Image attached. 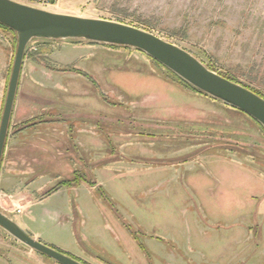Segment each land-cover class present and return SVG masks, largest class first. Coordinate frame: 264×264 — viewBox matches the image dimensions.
I'll return each instance as SVG.
<instances>
[{
    "label": "rangeland",
    "instance_id": "374dc122",
    "mask_svg": "<svg viewBox=\"0 0 264 264\" xmlns=\"http://www.w3.org/2000/svg\"><path fill=\"white\" fill-rule=\"evenodd\" d=\"M23 2L145 30L264 96V0ZM15 49L0 27V117ZM23 59L34 97L20 101L28 119L9 125L3 174L20 185L42 177L46 195L62 188L45 203L60 223L30 218L41 243L83 264H264V129L254 119L132 48L34 39ZM33 188L1 194L0 211L22 225L20 194L45 195ZM0 264L57 263L0 229Z\"/></svg>",
    "mask_w": 264,
    "mask_h": 264
},
{
    "label": "water",
    "instance_id": "95a60500",
    "mask_svg": "<svg viewBox=\"0 0 264 264\" xmlns=\"http://www.w3.org/2000/svg\"><path fill=\"white\" fill-rule=\"evenodd\" d=\"M0 25L16 36V49L0 117V165L17 95L25 52L34 40L83 41L132 48L156 61L182 82L226 106L238 109L264 129V98L208 69L191 53L162 38L118 22L58 14L28 2L0 0ZM1 167V166H0ZM0 229L25 247L57 264H83L32 237L0 211Z\"/></svg>",
    "mask_w": 264,
    "mask_h": 264
},
{
    "label": "crops",
    "instance_id": "0c3cea01",
    "mask_svg": "<svg viewBox=\"0 0 264 264\" xmlns=\"http://www.w3.org/2000/svg\"><path fill=\"white\" fill-rule=\"evenodd\" d=\"M26 62V61H25ZM26 64V63H25ZM24 64V66H25ZM26 81V80H25ZM22 81V79L19 80V84L17 85L18 86V89H17V95H16V98H15V109L14 111H12V116H11V121H10V124H15V122H23V121H26L29 117L28 115V110L23 106L20 107L21 103L20 101H28L29 99L32 100L33 99V91H30L31 89H33V87L31 86L32 83L29 82V81ZM25 90V91H24ZM27 90V91H26ZM25 103V102H24ZM40 124H43L45 125V120L43 118V122L40 123ZM8 137L6 139V144H5V149H4V154L2 156V161H1V167H0V210H4L8 204V199H3L1 197V194H4V195H10L11 193H13V189L14 188H17V189H21V188H28L30 187L32 189V187H35L33 188L35 193L39 196L47 193V188H49V183L47 182H42V183H38L39 182V178H42V177H39V178H35V175L33 176H30L29 179L32 180V182L30 184H25V185H20L19 182H18V179L16 178H13L14 176L12 175H5L3 174V168H4V164H5V161H6V156L8 155L7 153V143H8ZM20 145V144H19ZM18 147H14V149L16 148H26V145H20ZM7 154V155H6ZM20 159L17 158V160L15 159V161H17V163L21 164V163H29V158H27L25 155H20ZM15 158V157H14ZM14 158H11L12 161H14ZM32 162H35V163H38L39 161L36 160H32ZM42 176V175H40ZM46 179V178H45ZM60 187H57L56 189L53 190V192H51L50 194L48 195H44L43 196V199L40 200L39 202H34L32 201V198H31V195L30 194H20V195H23L22 197H24V199L26 201H29L27 204L28 207L26 208V211H21V213H19L18 215H24L23 216V220H22V225L19 224L23 229H25V231H27L32 237H34L35 239L37 240H41L40 242L42 241H45V234L43 233L42 230L36 228L34 225H33V221L31 220H34V221H40L42 225H50L51 222H59L62 220L63 216H62V213L61 212H57V210H55V212L52 214V211H49V210H46L45 209V206L46 204L45 203H50L51 202V199L54 197V195H59L60 194ZM11 196V195H10ZM13 197V196H11ZM24 210V209H23ZM30 218H32L30 220ZM67 219V218H66ZM63 224L62 225V232L66 235L69 234V231H70V226L68 224L67 221H65L64 223H61Z\"/></svg>",
    "mask_w": 264,
    "mask_h": 264
},
{
    "label": "trees",
    "instance_id": "16d2710c",
    "mask_svg": "<svg viewBox=\"0 0 264 264\" xmlns=\"http://www.w3.org/2000/svg\"><path fill=\"white\" fill-rule=\"evenodd\" d=\"M0 27L1 28H3V29H6V30H8L7 28H5V27H3V26H1L0 25ZM154 61V60H153ZM154 62H156V61H154ZM157 63V62H156ZM207 67V66H206ZM208 69H210V70H212V71H214V72H216L215 70H213L212 68H210V67H207ZM171 73V72H170ZM217 73V72H216ZM172 74V73H171ZM219 74V73H218ZM221 75V77H225L223 74H219V76ZM175 76V75H174ZM176 77V76H175ZM225 78H227V79H229V80H231V81H233V82H235V83H238V82H236L235 80H233V79H231V78H228V77H225ZM180 80V79H179ZM240 84V83H239ZM240 85H242V84H240ZM242 86H244V85H242ZM244 87H246V86H244ZM193 89V88H192ZM246 89H248V87L246 88ZM251 90V89H250ZM193 91H195V89L193 90ZM255 93V92H254ZM257 94V93H256ZM257 95H259L260 97H262V98H264V96H262V95H260V94H257ZM57 250V249H56ZM59 252H61V253H64V252H62V251H60V250H58ZM66 254V253H65ZM68 255V254H67ZM73 258V257H72ZM74 259H76V258H74ZM77 260V259H76ZM78 261V260H77Z\"/></svg>",
    "mask_w": 264,
    "mask_h": 264
},
{
    "label": "built area",
    "instance_id": "2783aa9c",
    "mask_svg": "<svg viewBox=\"0 0 264 264\" xmlns=\"http://www.w3.org/2000/svg\"><path fill=\"white\" fill-rule=\"evenodd\" d=\"M18 1H31V2L33 1V2H36V3H43L45 0H18ZM16 212L19 214L21 212V209L17 208Z\"/></svg>",
    "mask_w": 264,
    "mask_h": 264
}]
</instances>
